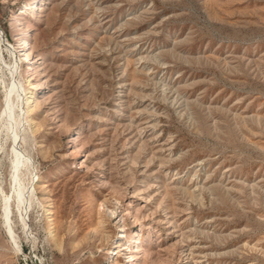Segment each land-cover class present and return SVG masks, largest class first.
Returning <instances> with one entry per match:
<instances>
[{"label":"rangeland","instance_id":"obj_1","mask_svg":"<svg viewBox=\"0 0 264 264\" xmlns=\"http://www.w3.org/2000/svg\"><path fill=\"white\" fill-rule=\"evenodd\" d=\"M35 1L0 0L38 62L31 238L0 199V264H264V0Z\"/></svg>","mask_w":264,"mask_h":264},{"label":"bare ground","instance_id":"obj_2","mask_svg":"<svg viewBox=\"0 0 264 264\" xmlns=\"http://www.w3.org/2000/svg\"><path fill=\"white\" fill-rule=\"evenodd\" d=\"M41 2L42 0L35 1V7L41 5ZM30 50H32V47ZM23 51L24 49L20 50L8 41L0 31V65L1 74L3 75L0 76L10 82L9 89L7 87L8 90L4 94L3 108L0 113V199L6 227L14 238V216L18 217L22 223L20 224L24 227V233L31 238L28 217L38 180L37 168L30 147L32 145L30 143V134L35 132L36 128L32 116V106L36 101L37 89L31 80L28 83H24L25 81L23 82L22 79L23 66L27 65L35 68L38 62L35 57H31L33 53L31 51L27 53L29 60H22L21 56L26 54ZM6 54L9 55L11 60L7 59ZM6 163L9 164L7 180H5L2 171V166ZM136 197L134 194H129L125 200V208L123 209L129 215H132L137 204L138 200ZM111 215L114 220H118L121 212L119 213L115 209ZM121 231L126 232L125 230ZM122 236L125 235L122 234ZM139 239V234L135 232L132 239L127 240L134 246L129 255L132 262L140 259L138 256L140 252ZM122 245V241H120L117 245L118 249L113 251V254L119 255L121 251L125 250H119Z\"/></svg>","mask_w":264,"mask_h":264}]
</instances>
